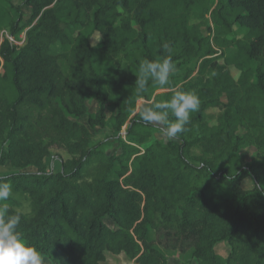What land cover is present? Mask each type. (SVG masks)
<instances>
[{
    "label": "trees",
    "instance_id": "1",
    "mask_svg": "<svg viewBox=\"0 0 264 264\" xmlns=\"http://www.w3.org/2000/svg\"><path fill=\"white\" fill-rule=\"evenodd\" d=\"M22 6L27 17L0 0V166L14 168L0 172V185L24 194L30 210H17L12 194L0 206L21 215L18 233L50 264H100L106 252L131 264H167L161 248L191 250L179 264H264V0H22ZM235 24L246 32L234 40ZM3 30L22 44L1 41ZM167 56L175 65L169 84L149 81L138 92L141 61ZM176 91L196 94L200 107L184 132L162 143L139 111ZM86 95L97 102L94 114ZM86 115L89 127L119 133L126 125L142 149L123 142L120 153L106 155L104 141L94 143L76 120ZM247 147L255 156L244 161ZM53 148L70 155L58 157L56 171L46 162ZM220 243L227 253L217 252Z\"/></svg>",
    "mask_w": 264,
    "mask_h": 264
},
{
    "label": "clouds",
    "instance_id": "2",
    "mask_svg": "<svg viewBox=\"0 0 264 264\" xmlns=\"http://www.w3.org/2000/svg\"><path fill=\"white\" fill-rule=\"evenodd\" d=\"M164 48L169 49V45L165 44ZM138 71L135 86L138 92H144L149 81L158 86L168 85L175 65L171 56L157 61L144 59ZM199 107L200 99L196 94L176 91L169 100L142 108L139 116L145 124L157 126L167 142L186 130L190 113L198 111ZM169 114L175 117L174 122L168 119ZM11 194L9 185H0V201L7 200ZM9 211L7 205L0 206V264H43L40 252L17 231L21 215H9Z\"/></svg>",
    "mask_w": 264,
    "mask_h": 264
},
{
    "label": "rangeland",
    "instance_id": "3",
    "mask_svg": "<svg viewBox=\"0 0 264 264\" xmlns=\"http://www.w3.org/2000/svg\"><path fill=\"white\" fill-rule=\"evenodd\" d=\"M10 2L14 6H20L21 7V11L23 12L24 17L28 16L29 7L22 6V0H10ZM2 13H3V10L0 7V16H2ZM197 13H198L197 11L194 12L193 18L195 17V15ZM2 22L6 23V19H4ZM202 32L204 34H206L207 33L206 28L203 27ZM245 32H246L245 28L239 26L238 24H235L234 28H233V32L229 35V37L234 39V40L237 38H242L244 36ZM21 35H23V34H21ZM100 41H101V36L99 33H95L93 35V37L91 38V44H93V45L99 44ZM19 43H22V41H19ZM0 71H2L1 68H0ZM232 74H233L234 78H237L239 72L233 69ZM161 91H163V90H157L156 92L158 93ZM143 102H144L143 99H140L137 102V109L142 105ZM86 106L88 109V114H94L97 111L98 105H97V102H96L94 96L86 95ZM76 120L87 125V115L84 117L77 118ZM89 129L93 134L94 143L104 141V144L101 146V149L106 155L120 153L122 151V143L123 142L133 144L136 147H139L140 149H142L140 145H137V144L132 142V138H135L134 135L129 136V135H127V133H125L126 125L122 127V129H121V131H119V133L114 132L109 127L101 128L99 126H94V127L90 126ZM151 135H152L153 139H156L162 143L168 142V141L166 142V137L162 136L160 129L155 125H153V127H151ZM172 140H174V139H172ZM50 152H51V155L53 156L54 159L53 158L52 159L47 158L46 162L51 165V168L53 171L60 169V164H59V162H57L58 157H61L62 159H67L70 157V155L67 152H65L61 149L53 148V149H51ZM192 155L194 157V162L198 163L200 161L201 156H202L200 148H198V147L193 148ZM241 156H242L244 161H249L252 157L255 156V148L254 147L243 148L241 150ZM11 170H14V168H12L9 164H5V165L0 166V172H7V171H11ZM25 170H31L32 171L35 169L31 167V168H27ZM243 184H244L245 188H249L252 186V183L249 179H245ZM210 185L212 186V189L215 191H219L220 189H222L218 184H215V182H213V181H210ZM11 193L14 197H16L18 200H20V205L16 209L21 211L24 214H28L29 210H30L29 199L24 194L13 193L12 191H11ZM105 221L108 224H111V222L108 218H106ZM161 250L167 256V264H179L180 262L186 261L191 256V250H188L185 253H182L178 250H166L163 248H161ZM216 250H217V252L225 254L228 252V246L226 245V243H220L216 246ZM42 259H43V264H50L48 259H46L44 257H42ZM131 263H132L131 260H129L124 254H112L110 252H106V260L100 264H131Z\"/></svg>",
    "mask_w": 264,
    "mask_h": 264
},
{
    "label": "built area",
    "instance_id": "4",
    "mask_svg": "<svg viewBox=\"0 0 264 264\" xmlns=\"http://www.w3.org/2000/svg\"><path fill=\"white\" fill-rule=\"evenodd\" d=\"M2 36H4V37H7L8 39H9V41H11V42H13V43H16V44H18V45H20V44H22V43H19V41H16L12 36H10L9 34H8V32H6L5 30H3L2 31V33H1V41H2ZM24 35H22V37H23ZM22 42H23V40H21Z\"/></svg>",
    "mask_w": 264,
    "mask_h": 264
}]
</instances>
